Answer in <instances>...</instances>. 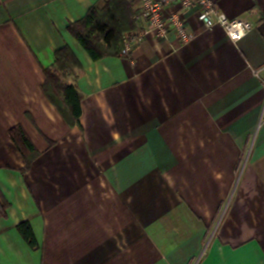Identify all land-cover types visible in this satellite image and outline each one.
Here are the masks:
<instances>
[{
	"label": "crops",
	"instance_id": "obj_1",
	"mask_svg": "<svg viewBox=\"0 0 264 264\" xmlns=\"http://www.w3.org/2000/svg\"><path fill=\"white\" fill-rule=\"evenodd\" d=\"M215 2L256 28L233 42L193 9V42L93 61L68 27L105 0H0V264H264V0ZM65 46L80 126L43 90Z\"/></svg>",
	"mask_w": 264,
	"mask_h": 264
},
{
	"label": "trees",
	"instance_id": "obj_2",
	"mask_svg": "<svg viewBox=\"0 0 264 264\" xmlns=\"http://www.w3.org/2000/svg\"><path fill=\"white\" fill-rule=\"evenodd\" d=\"M136 3L128 0H105L102 7L93 6L83 19L71 23L68 27L69 32L93 61L119 56L123 50L125 34L135 30L137 26ZM80 68L81 65L70 48L65 46L55 52L53 65L44 69L46 81L43 90L72 126L81 125V98L76 87L65 85L63 79L69 74L76 75V70ZM67 111L71 114V119L66 117ZM9 135L26 161V172L39 153L21 126L11 128ZM17 229L27 244L32 249H37L38 245L30 224L21 223Z\"/></svg>",
	"mask_w": 264,
	"mask_h": 264
},
{
	"label": "built area",
	"instance_id": "obj_3",
	"mask_svg": "<svg viewBox=\"0 0 264 264\" xmlns=\"http://www.w3.org/2000/svg\"><path fill=\"white\" fill-rule=\"evenodd\" d=\"M140 9L135 17L138 30L125 34L121 56L128 58L133 46L146 38L161 40L171 32L176 33L183 44L196 39L185 18L189 10L198 9V19L206 28L222 27L233 42L253 31L257 26L258 9L254 8L237 18H228L221 13L215 0H139ZM260 71L255 72L257 75Z\"/></svg>",
	"mask_w": 264,
	"mask_h": 264
}]
</instances>
